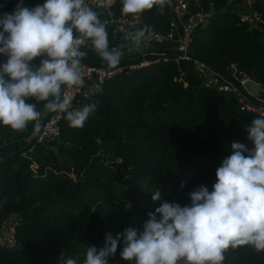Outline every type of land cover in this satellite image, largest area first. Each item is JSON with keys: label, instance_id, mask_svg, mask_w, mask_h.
I'll list each match as a JSON object with an SVG mask.
<instances>
[{"label": "trees", "instance_id": "trees-1", "mask_svg": "<svg viewBox=\"0 0 264 264\" xmlns=\"http://www.w3.org/2000/svg\"><path fill=\"white\" fill-rule=\"evenodd\" d=\"M197 1L200 11L213 16L193 34L190 53L221 72L234 66L264 85V32L241 21L240 0ZM253 2L264 22V0ZM18 3L0 0V14H11ZM121 7L113 0V16L121 15ZM139 17L147 34L169 33V19L155 6ZM170 57L122 70L91 98H75L72 109L97 106L82 128L70 127L65 113L55 140L1 155L0 225L10 215L18 217L19 246L0 247V264H58L61 253L82 264L86 249L102 248L106 234L115 238L129 227L142 230L143 184L161 193L155 208L164 201L189 205V193L200 186L213 190L231 144L247 145L246 129L259 117L240 111L232 95L206 87L192 61L175 63ZM122 249L119 243L109 263L134 264L121 258ZM223 264H264V252L248 245L230 248Z\"/></svg>", "mask_w": 264, "mask_h": 264}, {"label": "clouds", "instance_id": "clouds-1", "mask_svg": "<svg viewBox=\"0 0 264 264\" xmlns=\"http://www.w3.org/2000/svg\"><path fill=\"white\" fill-rule=\"evenodd\" d=\"M120 2L121 14L136 19L171 0ZM112 3L104 0L105 5ZM0 29V56L5 57L0 63V124L23 131L29 122L39 121L36 105L45 102L49 112L66 113L70 127L82 128L97 107L72 109L69 90L84 85L81 62L87 53L82 49L90 46L109 69H116L125 46L109 49L99 13L86 0H45L35 7L20 0L11 14H0ZM144 37L138 30L123 39L139 49ZM246 132L249 143L231 144L211 192L196 188L185 206L162 202L148 213L142 230L129 227L115 238L106 234L102 248L90 245L82 264H109L121 238L120 256L134 264H223L228 249L244 245L264 252V115L254 118ZM153 193L152 200L159 201L161 193ZM58 264L78 261L61 253Z\"/></svg>", "mask_w": 264, "mask_h": 264}, {"label": "built area", "instance_id": "built-area-1", "mask_svg": "<svg viewBox=\"0 0 264 264\" xmlns=\"http://www.w3.org/2000/svg\"><path fill=\"white\" fill-rule=\"evenodd\" d=\"M86 2L90 7L100 13V19L105 24L106 29L111 27L116 32L121 34L129 31L136 32L138 30H143L145 32L144 41L146 44H161L162 42L171 40L174 33L179 28L180 35L177 39V47L175 50L178 55L172 56L170 58L175 63H178L179 61H192L196 72L205 86L215 90L220 94L232 95L237 101L240 111L250 113L258 117L264 115L263 107L250 103L240 92L234 89L226 80L222 79L215 72L209 69L204 63L189 56L191 54L190 45L193 34L196 30L206 27L210 18L213 16L211 12H204L200 10L191 12V6H198L197 0H171L169 5L164 6L169 7L171 11L169 20V33L165 37L147 34L146 27L142 24L140 17L133 19L132 16H123L122 14L118 17L113 16L111 12V6L105 5L104 0H86ZM251 6H253V4ZM155 7L158 10L164 8L160 6ZM240 19L243 22L250 23L256 29H259V25L264 26V22L260 19L259 15L255 11H251L249 16L240 15ZM168 59L169 58L163 56V60L165 62ZM149 64L150 63L146 62L132 66L130 70L137 69L141 66H147ZM119 72L120 71H108L98 67H89L83 65L84 85L79 88L70 89L69 92L74 96V99L77 97H81L83 99L91 98L97 94V92L107 80ZM227 73L234 79H236V76H240L242 80L239 81V85L243 87L244 90H246L245 86L249 81H251V78L247 77L242 72H239L234 66H231ZM259 85L264 86L262 84ZM63 114L65 113L56 112L47 119L46 123L43 125L41 131L38 134V143L51 142L57 138L59 134V121ZM17 224L18 217L16 215H10L0 225L1 248L8 250L18 248L19 244L16 239ZM109 264H119V262L114 260Z\"/></svg>", "mask_w": 264, "mask_h": 264}, {"label": "crops", "instance_id": "crops-1", "mask_svg": "<svg viewBox=\"0 0 264 264\" xmlns=\"http://www.w3.org/2000/svg\"><path fill=\"white\" fill-rule=\"evenodd\" d=\"M234 1L235 0H230L229 5L233 4ZM240 2L241 3L239 6H237L236 12L241 16H249L251 14V5L254 4L253 0H240ZM112 4L110 6H112ZM198 10H199L198 6H191L190 8L191 12H195ZM159 13L161 15L166 16L170 20L171 11L169 7H164L163 9L159 10ZM107 32H108V42H109L110 50L112 48L125 45L122 49V58L120 60L118 67L116 69H109L106 63L99 57L98 54L95 53V51L91 47L82 49L87 53L86 57L81 62L83 65L89 67H98L108 71H122L125 69H130L134 65H138L146 62L150 63L152 61L162 58L163 56L169 57L168 55H162V54L163 52H170V51L173 52L176 50L177 39L180 35V30L178 28L171 40L162 42L161 44L160 43L146 44L144 41L141 47L137 49L131 44V42L124 41L123 37L128 32L121 34L116 32L111 27L107 28ZM129 32H134V31H129ZM245 89L249 97L255 99L259 103L264 104V86H260L255 82L249 81L246 84ZM44 103L45 102H39L36 105L37 111L41 113L39 121L29 122V124L23 131H14L10 127L0 124V155L16 154L19 151L29 146V144L38 134L44 119L50 113L44 107ZM37 123L39 124L38 129L35 128V125Z\"/></svg>", "mask_w": 264, "mask_h": 264}, {"label": "water", "instance_id": "water-1", "mask_svg": "<svg viewBox=\"0 0 264 264\" xmlns=\"http://www.w3.org/2000/svg\"><path fill=\"white\" fill-rule=\"evenodd\" d=\"M251 11H255L254 10V6H251ZM258 28L264 32V26H258ZM90 47V46H89ZM88 48V47H86ZM162 55H168V56H177V52L176 51H173V52H163ZM190 57L194 58V59H197L199 61H201L202 63H204L209 69H211L213 72H215L218 76H220L222 79L226 80L234 89H236L238 92H240L250 103L254 104V105H257V106H261V107H264V104L263 103H259L257 102L255 99L251 98L248 96V94L246 93V91L244 90L243 87H241L239 85V81L242 80V78L240 76H236V79L232 78L230 75H228L227 73L225 72H221L219 71L218 69H216L214 66H212L211 64H209L208 62L204 61V60H201L199 58H197L196 56H194L193 54H190L189 55ZM252 82H254L253 79H251ZM53 114V112H50L48 114V116L45 118V120L43 121V124L39 130V132L41 131L43 125L46 123L47 119ZM38 132V134H39ZM38 134L36 135V137L33 139V141L29 144V146L25 149H28V148H31L32 145L37 141V137H38ZM25 149L19 151V153H16V154H20L21 152H24ZM1 156V155H0Z\"/></svg>", "mask_w": 264, "mask_h": 264}, {"label": "rangeland", "instance_id": "rangeland-1", "mask_svg": "<svg viewBox=\"0 0 264 264\" xmlns=\"http://www.w3.org/2000/svg\"><path fill=\"white\" fill-rule=\"evenodd\" d=\"M139 196H138V202L139 205H141V208L143 209L145 215L147 216L146 219L148 220V213L155 211V201L152 200V195L154 194L152 190L148 189L145 184L140 186L139 190ZM159 219V216L157 217ZM136 228V227H135ZM123 232V231H122ZM120 232V233H122ZM119 243L123 244V238H121V241Z\"/></svg>", "mask_w": 264, "mask_h": 264}]
</instances>
